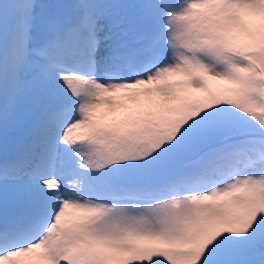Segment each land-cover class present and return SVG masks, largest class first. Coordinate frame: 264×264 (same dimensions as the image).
Listing matches in <instances>:
<instances>
[{
  "label": "snow or ice",
  "instance_id": "1",
  "mask_svg": "<svg viewBox=\"0 0 264 264\" xmlns=\"http://www.w3.org/2000/svg\"><path fill=\"white\" fill-rule=\"evenodd\" d=\"M0 264H264V0H0Z\"/></svg>",
  "mask_w": 264,
  "mask_h": 264
},
{
  "label": "rangeland",
  "instance_id": "2",
  "mask_svg": "<svg viewBox=\"0 0 264 264\" xmlns=\"http://www.w3.org/2000/svg\"><path fill=\"white\" fill-rule=\"evenodd\" d=\"M61 2L71 3L73 0H61ZM172 3L178 4L181 0H171Z\"/></svg>",
  "mask_w": 264,
  "mask_h": 264
}]
</instances>
